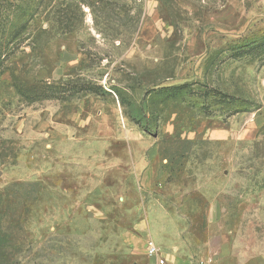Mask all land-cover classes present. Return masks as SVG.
<instances>
[{
  "label": "rangeland",
  "instance_id": "obj_1",
  "mask_svg": "<svg viewBox=\"0 0 264 264\" xmlns=\"http://www.w3.org/2000/svg\"><path fill=\"white\" fill-rule=\"evenodd\" d=\"M149 236L264 264V0H0V264Z\"/></svg>",
  "mask_w": 264,
  "mask_h": 264
},
{
  "label": "built area",
  "instance_id": "obj_2",
  "mask_svg": "<svg viewBox=\"0 0 264 264\" xmlns=\"http://www.w3.org/2000/svg\"><path fill=\"white\" fill-rule=\"evenodd\" d=\"M147 255L149 259L156 262L155 264H166L161 249L153 241L148 242ZM198 264H208V262L201 261Z\"/></svg>",
  "mask_w": 264,
  "mask_h": 264
},
{
  "label": "crops",
  "instance_id": "obj_3",
  "mask_svg": "<svg viewBox=\"0 0 264 264\" xmlns=\"http://www.w3.org/2000/svg\"><path fill=\"white\" fill-rule=\"evenodd\" d=\"M149 241H153L155 243V240L149 236L148 238H146L147 248H148V242ZM146 254H147V251H146ZM162 255H163V258L165 259L166 264H189L188 262H184L183 260H179L176 252H169L167 254L162 252ZM147 257H148V255H147ZM150 261H153L154 264L156 263L154 260L150 259Z\"/></svg>",
  "mask_w": 264,
  "mask_h": 264
},
{
  "label": "trees",
  "instance_id": "obj_4",
  "mask_svg": "<svg viewBox=\"0 0 264 264\" xmlns=\"http://www.w3.org/2000/svg\"><path fill=\"white\" fill-rule=\"evenodd\" d=\"M33 13L30 12V9L29 7H27L25 10H24V28H26V25L27 23L33 18L34 16L32 15Z\"/></svg>",
  "mask_w": 264,
  "mask_h": 264
}]
</instances>
